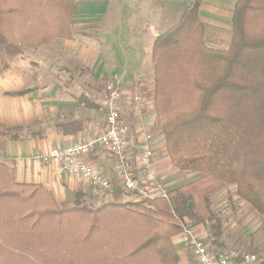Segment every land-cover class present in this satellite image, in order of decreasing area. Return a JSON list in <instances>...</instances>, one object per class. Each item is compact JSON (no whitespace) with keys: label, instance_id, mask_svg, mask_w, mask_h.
Here are the masks:
<instances>
[{"label":"trees","instance_id":"16d2710c","mask_svg":"<svg viewBox=\"0 0 264 264\" xmlns=\"http://www.w3.org/2000/svg\"><path fill=\"white\" fill-rule=\"evenodd\" d=\"M74 1L0 0V68L24 43L67 37ZM199 5L191 0L155 38L151 60L166 155L201 176L163 195L98 207L76 192L60 208L42 187L15 184L0 163V264H177L171 239L183 229L208 224L218 239L210 201L229 184L264 215V0H237L226 49L203 42ZM3 138L16 136L0 126Z\"/></svg>","mask_w":264,"mask_h":264},{"label":"crops","instance_id":"0c3cea01","mask_svg":"<svg viewBox=\"0 0 264 264\" xmlns=\"http://www.w3.org/2000/svg\"><path fill=\"white\" fill-rule=\"evenodd\" d=\"M190 2L75 0L67 37L46 45H21L20 54L11 59L9 67L0 68V126L16 136L1 139L0 163L12 170L15 184L42 187L60 208L73 204L76 192L84 194L83 202L88 206L111 201L109 194L92 188L86 180L63 173L57 164L34 158L35 154L101 134L104 114L100 101L110 84L121 90V117L130 124L134 143L140 146L145 135L150 136L151 170L145 172L140 167L133 151L132 169L138 183L158 196V189L164 191L199 177L197 172L176 169L166 155L165 141L155 121L151 60L155 38L177 21ZM236 2L200 0L197 12L206 46H229ZM89 161L115 184L113 193L120 196L119 201H128L115 159L99 148ZM217 195L214 210L221 221L220 242L248 251L262 247L264 218L239 199L233 185ZM189 230L210 248L227 249L211 244L208 224ZM186 239L182 232L171 239L177 264H195Z\"/></svg>","mask_w":264,"mask_h":264},{"label":"built area","instance_id":"2783aa9c","mask_svg":"<svg viewBox=\"0 0 264 264\" xmlns=\"http://www.w3.org/2000/svg\"><path fill=\"white\" fill-rule=\"evenodd\" d=\"M121 90L116 84L107 86L100 101L104 114V130L99 135L89 136L82 142L53 148L46 153L35 154V159L57 164L61 171L69 176L86 180L88 184L107 194H112L115 184L103 174L96 171L90 164L89 157L99 148L106 150L120 166L118 180L123 192L138 197H153L141 186L133 172V151L137 153L140 167L149 171L153 153L150 147V136L145 135L143 142L137 146L133 141L132 128L121 117ZM140 101V98H136ZM158 194L164 191L158 189ZM187 245L192 253L195 264H261L262 258L256 253L236 249H215L196 238L189 228L183 229Z\"/></svg>","mask_w":264,"mask_h":264},{"label":"rangeland","instance_id":"374dc122","mask_svg":"<svg viewBox=\"0 0 264 264\" xmlns=\"http://www.w3.org/2000/svg\"><path fill=\"white\" fill-rule=\"evenodd\" d=\"M176 22H172L171 24H169V27L170 26H172L173 24H175ZM168 27V28H169ZM11 62V61H10ZM109 86V85H108ZM106 89H107V86H105V88H104V92L106 91ZM160 132V131H159ZM151 170V169H150ZM145 171V170H144ZM145 172H147V171H145ZM201 175H199V177H200ZM229 185H233V184H229ZM227 186V185H226ZM225 186V187H226ZM233 186H235V185H233ZM224 188V187H223ZM222 188V189H223ZM235 188H236V186H235ZM102 191V190H101ZM103 192V191H102ZM219 192H221V189L220 190H218V191H216L213 195L215 196V198H212V197H214L213 195H212V197H211V201H210V210L217 216V218H218V220L220 221V218H219V216H218V214H217V212H215V208H216V201H218V199H219V197H220V195H217ZM106 193V192H105ZM124 194L128 197V201H133L134 202V200H137V197L134 195V194H130V193H128V192H124ZM111 197H109V198H120V196H118V195H115L114 193H110L109 194ZM240 199V198H239ZM120 200V199H119ZM241 200V199H240ZM242 201V200H241ZM244 202V201H243ZM246 204H248L247 202H245ZM84 204L85 205H90L89 203L88 204H86V201H84ZM72 205V204H71ZM71 205H67V206H71ZM249 205V204H248ZM250 206V205H249ZM251 207V206H250ZM252 209H253V207H251ZM253 210H255V209H253ZM255 212H256V210H255ZM257 214H258V212H256ZM259 216H260V218H264V215L263 214H258ZM220 226H221V221H220ZM260 231H261V234L264 236V224L261 226V229H260ZM259 236V235H258ZM221 237V230H220V235L219 236H217V240H211V242H215L214 243V245L215 246H218V247H225V248H227V249H230V248H236V249H240V248H237V247H235V246H232V247H227L223 242H220V238ZM260 240V239H259ZM221 243H223V244H221ZM240 250H242V251H244V253L245 252H252V253H256L257 255H259L261 258H264V245L262 246V247H260V248H255V249H253V250H250V251H248V250H245V249H240Z\"/></svg>","mask_w":264,"mask_h":264}]
</instances>
